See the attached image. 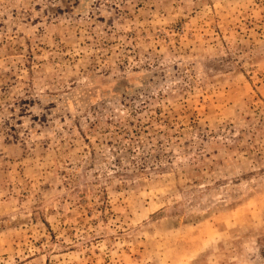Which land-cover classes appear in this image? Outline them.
Listing matches in <instances>:
<instances>
[{
	"label": "rangeland",
	"instance_id": "374dc122",
	"mask_svg": "<svg viewBox=\"0 0 264 264\" xmlns=\"http://www.w3.org/2000/svg\"><path fill=\"white\" fill-rule=\"evenodd\" d=\"M264 0H0V264H264Z\"/></svg>",
	"mask_w": 264,
	"mask_h": 264
},
{
	"label": "trees",
	"instance_id": "16d2710c",
	"mask_svg": "<svg viewBox=\"0 0 264 264\" xmlns=\"http://www.w3.org/2000/svg\"><path fill=\"white\" fill-rule=\"evenodd\" d=\"M262 254H263V257H264V248L262 249Z\"/></svg>",
	"mask_w": 264,
	"mask_h": 264
}]
</instances>
